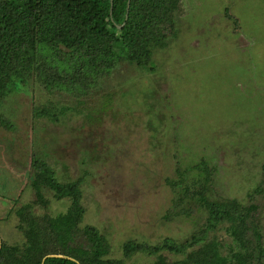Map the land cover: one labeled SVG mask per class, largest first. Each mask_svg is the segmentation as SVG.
Masks as SVG:
<instances>
[{
	"label": "rangeland",
	"instance_id": "374dc122",
	"mask_svg": "<svg viewBox=\"0 0 264 264\" xmlns=\"http://www.w3.org/2000/svg\"><path fill=\"white\" fill-rule=\"evenodd\" d=\"M175 25L149 65L121 63L84 93L31 80L5 95L1 241L25 242L24 206L37 220L70 208L71 198H57L48 186L38 196L33 158L60 183L79 184L81 225L105 233L109 257L125 264L157 258H126L125 242H182L206 222L204 207L191 204L184 213L174 206L170 184L184 168L197 173L200 163L213 172L215 197L255 204L264 240V0H180Z\"/></svg>",
	"mask_w": 264,
	"mask_h": 264
},
{
	"label": "trees",
	"instance_id": "16d2710c",
	"mask_svg": "<svg viewBox=\"0 0 264 264\" xmlns=\"http://www.w3.org/2000/svg\"><path fill=\"white\" fill-rule=\"evenodd\" d=\"M179 5L180 0H130L129 8L128 0H0V103L31 80L49 90L78 94L121 63L149 65L153 50L176 32ZM32 164L40 169V179L33 183L38 196L48 186L57 198L72 202L67 212L39 220L27 211L29 206L20 208L19 227L26 240L23 245L0 240V264H125L109 257L105 233L81 225L79 184L60 183L37 158ZM196 167L197 173L187 167L170 181L177 195L173 203L184 213L194 209L191 204L198 211L204 207L206 222L182 242L170 237L156 244L129 240L124 257L147 252L157 254L153 264H264L255 204L218 199L212 193V170L205 163ZM166 251L183 258L171 261ZM50 254L63 256L46 257Z\"/></svg>",
	"mask_w": 264,
	"mask_h": 264
},
{
	"label": "water",
	"instance_id": "95a60500",
	"mask_svg": "<svg viewBox=\"0 0 264 264\" xmlns=\"http://www.w3.org/2000/svg\"><path fill=\"white\" fill-rule=\"evenodd\" d=\"M111 3H112V0H111ZM129 5H130V0H128V8H129ZM48 256H61L62 257L63 255H60V254H50V255H47L46 257H48ZM44 259H43V261H44ZM42 264H43V262H42Z\"/></svg>",
	"mask_w": 264,
	"mask_h": 264
}]
</instances>
